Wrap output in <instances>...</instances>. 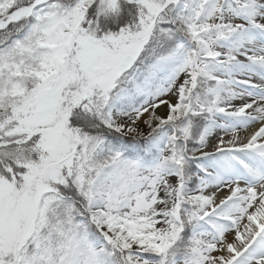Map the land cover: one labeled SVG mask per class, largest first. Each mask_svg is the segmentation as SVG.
Masks as SVG:
<instances>
[{"label":"snow or ice","instance_id":"snow-or-ice-1","mask_svg":"<svg viewBox=\"0 0 264 264\" xmlns=\"http://www.w3.org/2000/svg\"><path fill=\"white\" fill-rule=\"evenodd\" d=\"M0 264H264V0H0Z\"/></svg>","mask_w":264,"mask_h":264}]
</instances>
